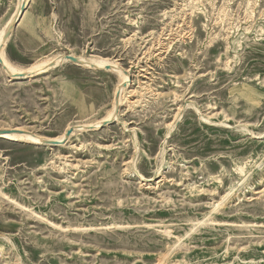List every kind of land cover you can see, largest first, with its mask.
Returning a JSON list of instances; mask_svg holds the SVG:
<instances>
[{
    "label": "rangeland",
    "instance_id": "rangeland-1",
    "mask_svg": "<svg viewBox=\"0 0 264 264\" xmlns=\"http://www.w3.org/2000/svg\"><path fill=\"white\" fill-rule=\"evenodd\" d=\"M25 2L9 61L130 82L61 146L0 135V264H264V0ZM119 80L0 66V131L98 121Z\"/></svg>",
    "mask_w": 264,
    "mask_h": 264
},
{
    "label": "bare ground",
    "instance_id": "bare-ground-1",
    "mask_svg": "<svg viewBox=\"0 0 264 264\" xmlns=\"http://www.w3.org/2000/svg\"><path fill=\"white\" fill-rule=\"evenodd\" d=\"M26 7H27V3L25 2V0H23V1L19 0V3H17V7H16L13 15L8 20V22L6 23L4 28L2 30H0V57L3 60L2 64L0 63V66H1V68L3 70L6 71V73H8L11 77H13L15 79H18V78L19 79L20 78L21 79L22 78H29V77H34V76H37V75H40V74H45V73L49 72L50 70H52L60 62L65 61L66 60V56H67L66 54H61V55H59V56H57V57H55L53 59L50 58L48 60H45L43 62L34 64L32 66H29V67H25V68L20 67V65L19 66L15 65L14 63H12L11 61H9L6 58L5 51H4L5 50L4 49V44H6V41L9 39V35H10L9 32L12 30L13 24L17 20L20 19L21 14H22V17H23V14L25 12ZM71 56H75V55L72 54ZM76 58H77V61L79 63H82L83 65L89 66V67L94 68V69L101 68V69L107 70L108 72H115L120 77L119 86H118V88L116 90V97H114L115 99H114V102H113L114 103L113 107L106 114V116H104L102 119H100L98 121H93V122H88V123L86 122V123L76 124V125L72 126L70 129L73 130V132L69 136H68V131L66 130L67 132H64L62 135H59L57 137H54V138L44 137L43 138L42 136L35 135V134H33V133L29 132V131H25V130H21V129H17V128L11 129V130H7V131H4V132L0 131V135L3 134L4 137L10 138V139H14V140H17V141H19V140H21V141H27V140L29 141L30 140V141H33V142H42V141H44V144H47V145H50V146H61V144L63 142H65V140H67L68 137L70 138L73 134H75L76 131H85V130H89L91 128L92 129H97L101 125L107 126V125H110L112 122H114V120L117 118V114H116V112H117L116 111L117 103L120 104L124 100V85L127 84L128 82H130V75L127 73V71L122 69L120 66L116 65L115 62H114L115 63L114 64L109 59H105V58H97V59H95L94 58V59L88 60L87 58L82 57V56H78ZM19 74H24V77H15V76H18ZM128 94H130V93H128ZM237 169H238V171H240L244 175L245 178L250 173V170L249 169H245L244 165L237 166ZM217 206H219V204ZM200 222H202V221H200ZM196 227L194 226V228H196ZM167 234H169V233H167ZM179 241H181V240H179ZM176 244H178V243H175V245Z\"/></svg>",
    "mask_w": 264,
    "mask_h": 264
},
{
    "label": "water",
    "instance_id": "water-1",
    "mask_svg": "<svg viewBox=\"0 0 264 264\" xmlns=\"http://www.w3.org/2000/svg\"><path fill=\"white\" fill-rule=\"evenodd\" d=\"M66 59H68V60H71V61H73V62H76V63H79L78 61H77V58L75 57V56H71V54H68L67 56H66ZM2 62H3V60L1 59V57H0V63L2 64ZM79 64H81V63H79ZM15 77H24V74H19L18 76H15ZM118 104V103H117ZM73 132V130H68V136L69 135H71V133Z\"/></svg>",
    "mask_w": 264,
    "mask_h": 264
}]
</instances>
